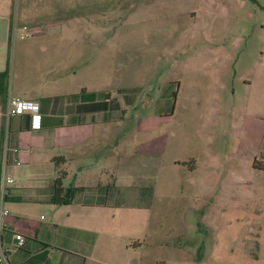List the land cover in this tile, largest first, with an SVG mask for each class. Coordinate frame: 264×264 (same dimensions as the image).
<instances>
[{
	"label": "rangeland",
	"instance_id": "374dc122",
	"mask_svg": "<svg viewBox=\"0 0 264 264\" xmlns=\"http://www.w3.org/2000/svg\"><path fill=\"white\" fill-rule=\"evenodd\" d=\"M67 2L0 0L3 65L17 41L70 44L65 57L75 52L90 68L76 76L122 104L125 133L137 132L135 142L167 136L156 164H145L144 143L134 152L135 173L145 164L153 175L154 209L108 210L106 231L91 241L102 264H264V0ZM22 3L37 16L21 15ZM69 16L59 35L19 37ZM140 123L153 126L138 132ZM190 158L193 170L174 164ZM6 205L44 221L45 235L66 232L63 205L55 216L26 200Z\"/></svg>",
	"mask_w": 264,
	"mask_h": 264
},
{
	"label": "crops",
	"instance_id": "0c3cea01",
	"mask_svg": "<svg viewBox=\"0 0 264 264\" xmlns=\"http://www.w3.org/2000/svg\"><path fill=\"white\" fill-rule=\"evenodd\" d=\"M68 1L60 6L92 5V0ZM58 5H45L46 9L41 11H56ZM28 7L21 4V15L37 16V10ZM95 11L103 13L105 10ZM74 18L76 16H69L49 25L41 24L30 29V34L19 37L34 33L54 37L69 19ZM12 49L6 89L0 90V212L6 210V213H0V252L3 250L6 255L0 264H102L104 251H93L91 241L106 231L108 210L146 209L152 213L156 190L153 175L145 164H156V155L167 147V136L152 135L135 142L137 132L125 133L122 104L93 111L79 107L82 100L65 97L83 88L86 91L104 90L90 81L87 74L76 76L77 70L90 72V68L81 66L84 61L77 58L75 52H69L65 57L71 49L70 44L47 40L17 41ZM7 58L4 65V59H0V71L6 67ZM7 94L38 100L41 126L31 128L28 114H15L10 116L7 128L4 119ZM57 95L64 97L47 99ZM152 126L143 123L141 126L140 123L136 130H150ZM141 143L146 146L148 161L141 165L145 172L139 177L134 170L138 164L134 152L139 151ZM55 157H63V161L57 164ZM190 161L192 163L187 164L185 160L177 159L174 164L193 170L195 160L190 158ZM61 168L66 171L62 181L64 188L79 189L69 202L55 204L50 201L51 186ZM6 176L12 177L13 181L7 182ZM120 176L126 178L123 183H119ZM22 200L31 205H48L52 216L61 205L66 207L65 234L53 238L45 235L44 221L33 220L22 209L15 214L7 205L5 207L8 201ZM150 218L148 216L141 225L143 232L148 229ZM49 225L53 229L60 227L53 217ZM30 227L31 233H27ZM15 232L23 235L22 246L16 245Z\"/></svg>",
	"mask_w": 264,
	"mask_h": 264
},
{
	"label": "trees",
	"instance_id": "16d2710c",
	"mask_svg": "<svg viewBox=\"0 0 264 264\" xmlns=\"http://www.w3.org/2000/svg\"><path fill=\"white\" fill-rule=\"evenodd\" d=\"M9 72V58H7V65L6 67L0 71V90L5 91L6 84H7V77ZM6 94V92H5ZM64 97L61 95L47 97V99L51 98H59ZM67 98H74V99H80L83 102H81L78 106L79 107H85L86 109H91L93 111L96 110H104L107 109L108 106H112V104L119 105V102L117 103L115 100L110 98V94L105 90H90L86 91L85 88L81 89L78 93H72L65 95ZM55 163L58 164V162L63 161V157H55L54 158ZM66 174V171L64 169H59L57 176L54 178L52 182V191L50 196V201L55 204H61L66 203L71 200L73 197L75 191L79 189L78 187H67L64 188L62 181Z\"/></svg>",
	"mask_w": 264,
	"mask_h": 264
},
{
	"label": "built area",
	"instance_id": "2783aa9c",
	"mask_svg": "<svg viewBox=\"0 0 264 264\" xmlns=\"http://www.w3.org/2000/svg\"><path fill=\"white\" fill-rule=\"evenodd\" d=\"M15 114H28L30 117L31 128H39L41 126L40 104L36 99L7 94L6 107L4 112L5 125L7 128L10 116ZM6 150L7 146L4 147V152H6ZM5 179L7 182L13 181V178L10 176H6ZM0 213H6V210H2V212ZM14 237L16 239L17 246H22L24 244L25 240L22 234L15 232ZM5 258V252L2 250L0 252V261L5 260Z\"/></svg>",
	"mask_w": 264,
	"mask_h": 264
}]
</instances>
